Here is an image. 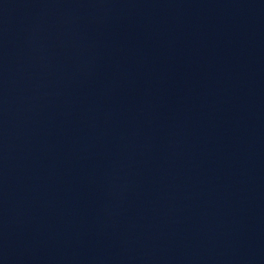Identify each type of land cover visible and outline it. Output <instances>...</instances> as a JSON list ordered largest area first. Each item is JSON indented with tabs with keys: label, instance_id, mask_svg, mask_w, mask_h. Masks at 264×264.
<instances>
[{
	"label": "water",
	"instance_id": "water-1",
	"mask_svg": "<svg viewBox=\"0 0 264 264\" xmlns=\"http://www.w3.org/2000/svg\"><path fill=\"white\" fill-rule=\"evenodd\" d=\"M0 264H264V0H0Z\"/></svg>",
	"mask_w": 264,
	"mask_h": 264
}]
</instances>
